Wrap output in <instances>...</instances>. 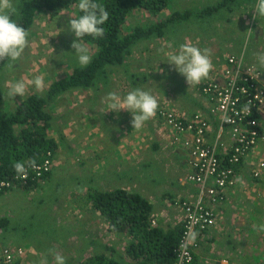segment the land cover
<instances>
[{
  "label": "rangeland",
  "instance_id": "1",
  "mask_svg": "<svg viewBox=\"0 0 264 264\" xmlns=\"http://www.w3.org/2000/svg\"><path fill=\"white\" fill-rule=\"evenodd\" d=\"M202 1L200 0V2ZM239 2L240 0H232V2L228 3V6L234 7ZM246 3L249 7L250 5L255 7L257 0H246ZM196 4L197 2L188 8L187 11L195 15L196 9L193 7ZM203 6L206 7V5ZM249 7L247 21L245 20L246 22L240 26L241 31L245 33L246 55H248L246 56V61L249 64L254 63L260 68L264 78V68L259 66L256 57H252L254 60L250 59L251 53H253L255 48L258 53H264V17H261V21H258L260 17L254 19L255 12L250 14ZM185 9L180 4L178 6L173 4L159 20L168 21L174 11H180L185 14ZM77 12L78 7L72 6L69 10H62L56 15L43 10L36 15L34 25L29 29L30 43L25 50L23 58L17 62L12 71H6L4 67L0 71V86L3 87L5 92L7 91L5 87L6 81L23 79L27 82L36 75H42L47 86L43 92L44 94L49 90L53 81L71 76L73 67L75 63L78 65V62L74 55L75 50L71 47L73 40L76 38L74 33L70 32L68 28L70 18H76ZM224 13L229 16L227 10ZM156 20L158 19L153 18L146 11L139 10L130 16L129 28L127 29L128 24H126L127 27L126 29L124 27L123 30L130 31L131 26L139 22H142L145 27V23L150 25L158 22ZM207 20L208 16L203 18L198 15V18L191 16L183 22L172 23L168 27L167 37L171 39H176L177 37L182 41L191 42L201 49L208 48L204 46L205 42L200 39L203 36L208 39V36H212V34L201 33L199 27L201 24L199 21L206 23ZM221 21L223 20L217 19V23H221ZM233 26L237 28V25L231 24L229 27L225 26V31L228 32ZM256 29L258 30L256 31ZM125 31L123 35L126 34ZM259 31L263 32V36L255 37V34ZM220 33L221 31H219ZM221 34L224 36L225 32L223 31ZM224 38L225 36L223 40ZM164 40L162 38L160 41H156L158 43L153 42L149 46V50L154 51L151 56L159 60L155 61V67L161 68V63L166 64L164 74L160 73V75L150 77L153 82H147V84L144 83L146 81L141 82L143 77L141 70L143 68L141 67L142 63H138L133 68V71L135 69H138V71L134 74H129L130 81L124 77H112L110 71L106 70L103 71V74H98L95 80L96 83L91 89L73 92L65 97L62 96L57 101L59 106L52 108V110L56 111H53V113L61 116V110H63L66 112L65 119L71 120V122L57 125L56 129L60 130L52 129L49 132L50 137H54L59 143V147L53 156V169L49 178L38 186L36 184L33 190L14 189V191H9L0 196V219L6 217L10 220V225L0 231V248L13 245L31 246L38 253L35 258L36 264H39L41 258L45 256L47 264H55L54 252L64 256L66 264H78L86 256L94 253L109 254L112 250H114V257L128 262L130 259L127 257L125 249L130 245L131 239L124 234L110 231L108 223L104 221L100 213L92 210L90 203L88 204V195L91 192L113 188L143 193L147 197L154 198H156V194L161 192H166L168 195H177L178 197L185 194L182 192L183 185L180 183V179L185 176L189 161L184 153L174 154L165 149L163 134L167 133L166 126H163V124H149L156 127L154 129H157L161 134L163 141L157 136H152L150 139L146 137L132 139L127 136L137 130L132 128V118L125 120L118 127L114 125L110 127L109 124L111 123L108 124L105 121L103 113L107 111L104 98L108 92L116 91L121 96H124L134 88H141L149 91L158 100L163 95L160 86H164L165 83L167 90L173 88V84H171L173 78L174 80L177 78L176 82L178 80L181 83L183 82L188 87V92L190 91L194 95V87H189L186 79L177 73L172 65L167 63L165 46L162 49L163 44L166 42ZM216 40L222 41L219 40L218 36ZM82 43L89 48L93 58L99 48L96 45L85 43L83 40ZM144 46V44H141L140 49ZM167 66L172 72L169 75H166L168 74L166 72H169ZM133 71H130V73ZM133 75L136 76L134 80L131 79ZM135 80L138 81L134 85L132 81ZM183 84V89L181 90L185 94L186 86H183ZM161 89L163 90L164 88ZM35 93L39 92H36L34 87H29L25 97ZM174 98L176 100L175 95ZM7 101L8 103H5L4 109L8 111L14 108V102L20 103L22 98L17 95L12 101L8 99ZM104 109L106 110L103 111ZM121 111L124 112V115L130 114L126 110ZM94 116H99L100 119H94ZM107 125L108 128L106 127ZM149 125L146 122L139 131L146 134L148 129H150ZM100 128L107 132L109 138L101 140L102 144L97 149H89L97 140H100L98 137ZM87 129H90V131L87 132ZM60 138L66 140V143ZM116 139H119L120 143L117 146H113ZM145 139L151 145L155 142L158 143V149L146 150L143 154H136L135 152L142 151L146 146ZM118 148H120V157L116 158L111 153ZM132 157H135L140 165L136 161H130ZM262 158H264V147L256 150L255 159ZM110 160L114 161L113 163L117 167L108 169L107 162ZM117 160H119L118 165ZM246 172L248 174L247 169ZM250 179L251 181L253 180L248 174V180ZM259 185L264 187V180L254 183L253 189H258ZM238 187L239 182L238 186L229 192V202L221 210V215L217 220V230H212L208 238L212 240V236L216 237L212 246L219 242L223 244L228 242L226 238L230 236L229 233L233 230L235 232L234 238L238 240L240 232L244 228V223L254 224L256 222L257 230H255L257 235L256 237L252 235V237L256 240V249H259L258 247L264 243V230L258 229L259 225H264V202L255 198L252 195L253 191L246 189L247 193L245 191L241 192ZM158 209L162 210L161 206H158ZM155 212H157V206L155 207ZM163 215L166 216V222L161 221L160 227L167 228L168 222L173 226L178 224V222L171 221L168 218V208ZM244 239L243 241H245ZM205 246L203 245L202 248H205ZM42 253L47 255L40 256ZM202 262L206 261L202 260ZM207 262L210 263L211 261Z\"/></svg>",
  "mask_w": 264,
  "mask_h": 264
},
{
  "label": "trees",
  "instance_id": "2",
  "mask_svg": "<svg viewBox=\"0 0 264 264\" xmlns=\"http://www.w3.org/2000/svg\"><path fill=\"white\" fill-rule=\"evenodd\" d=\"M171 1L97 0L109 12V19L103 26L105 28V35L103 37L94 39L90 36H85L83 38L85 43L93 46L96 45L99 48L87 67L81 68L75 63L73 72L69 78L53 81L49 90L44 94L35 93L25 97L13 112L4 109L5 103H8V101L4 98L5 90L0 86V183L12 178L16 174L12 167L14 161L25 162V166H27V161L34 158L37 164H42L44 159L47 158L48 152L56 153L59 143L57 139L50 137L49 132L52 129H56L57 125L69 124L71 122V120L65 119L66 112L63 110H61V116L53 113L55 110H52V108L59 106L57 101L62 96L65 97L73 92L91 89L96 83L95 80L98 74H103V71H106L107 68L117 69L118 67L123 68L125 67L124 65H128L126 66L128 67L127 69L126 67L124 68L125 73L128 74L133 68H131L132 62H127L128 58L126 57L131 54L130 52L135 45H139L138 49L142 51L143 48L140 49L141 44L147 47L150 42H156L162 38L166 39L168 27L172 23L183 22L190 18L192 13L190 11L185 14H182L180 11H174L168 21L159 20L161 15L166 10H169ZM229 2H232V0H224L217 6L208 5L204 9L206 11H212L213 9L218 11L220 8L227 6ZM20 4L22 5L20 15L18 17L14 16L13 19L29 30L34 25L35 17L40 11L43 10L56 15L62 10H69L72 6H77L78 0H21ZM253 8L255 9V7L250 5L249 9ZM139 10L146 11L153 18H157L158 20L156 21L158 22L150 25L145 23V27L142 25V22L136 23L134 26L131 24V30L127 33L123 29L124 27L126 29V24H129V22L127 23L128 18L133 12ZM206 11L203 10L198 15L205 16L209 14ZM79 15L81 13L78 9L77 17ZM124 31L126 32L125 35H123ZM167 39L171 40L170 37H167ZM174 41L180 45L185 43V41L177 37ZM241 52H244V50ZM163 60L165 61V59ZM154 61L149 60L147 62V71L145 70L147 73L142 74L141 82L148 81L151 76L154 77L153 75H160ZM213 65L211 77L209 76L210 78L203 81L199 86L194 87V94L197 96H193L190 91L188 92V87L183 82L181 83L180 80L176 84H174L173 80V85H176L175 89L178 93L179 89H183L182 84L186 86V97L194 98L195 104H199L200 109H202V111H189L179 106L181 111L191 116V118L198 114L203 115L210 123H213L214 132H216L220 116L212 113L215 101H211L203 91L214 75L217 64L213 63ZM2 69L3 63H0V71ZM132 77L136 78L135 75ZM133 83L136 84L134 81ZM161 88L164 89L162 90ZM160 90L163 95L161 98H158L159 102L166 96L174 97L175 95V92H172L170 89L167 90L163 85L160 86ZM149 121L148 125H162L164 123L158 116ZM187 123L185 122V126H187ZM149 127L151 126L149 125ZM56 130L60 129L57 128ZM157 134L161 139L162 136L158 131ZM60 139L66 143V140ZM243 166L236 165L234 169L239 173ZM30 174L34 175L33 172H30ZM35 184V182L28 185L18 183L13 187L7 188L6 193L14 191V189L31 191L35 187ZM3 193L4 191L0 189V196ZM87 202L88 204L90 203L92 210L100 213L104 221L108 223L110 231L124 234L131 239L130 245L125 249L126 255L130 260L125 262L117 259L114 257V250H112L109 254L94 253L86 256L78 264H176L184 225L179 223L175 226H167V228L160 227L159 225L153 226L152 215L154 214V206L142 195L122 188H113L105 191L91 192L87 197ZM9 225V219L6 217L0 219V231ZM208 236H210L209 232L206 234L207 239L204 240V243H201L202 247L206 245L205 248H202L201 252L203 253L200 255L204 260L210 253L214 240H216L215 236H212V240ZM212 255L214 256H210L212 260L221 258L217 254ZM194 256V264H206L199 260L197 253ZM207 264L213 263L211 261Z\"/></svg>",
  "mask_w": 264,
  "mask_h": 264
},
{
  "label": "built area",
  "instance_id": "3",
  "mask_svg": "<svg viewBox=\"0 0 264 264\" xmlns=\"http://www.w3.org/2000/svg\"><path fill=\"white\" fill-rule=\"evenodd\" d=\"M245 55L244 50L217 64L211 81L203 89L205 95L215 101L212 113L220 116L216 132L213 123L203 115L191 118L181 111L172 96H166L159 102L156 116L167 127L164 134L167 147L174 152L185 153L189 163L184 180L200 190L196 201L182 203L175 200V205L183 211L185 224L176 264H193L194 254L202 250L201 243H204L206 234L217 230L218 208L225 205L227 193L238 186L239 173L234 166L246 163L255 178H264V159H255L256 150L264 147V78L260 68L247 63ZM246 107L250 111H245ZM225 113L230 123L224 122ZM185 122H188L187 126ZM51 157L52 153H48V158L37 164V170L28 168L26 178L15 174L10 180L0 183V189L6 191L18 183L40 182L51 169ZM189 230L198 233L197 239L194 244L182 248L185 233ZM30 257L35 259L37 254L29 246L0 248V264H30ZM221 264L229 262L223 260Z\"/></svg>",
  "mask_w": 264,
  "mask_h": 264
},
{
  "label": "clouds",
  "instance_id": "4",
  "mask_svg": "<svg viewBox=\"0 0 264 264\" xmlns=\"http://www.w3.org/2000/svg\"><path fill=\"white\" fill-rule=\"evenodd\" d=\"M77 6L81 15H79L76 18H72V17L70 18L68 30L74 33V36L76 38L73 40L71 47L75 50L74 55L76 57L78 65L81 68H85L91 63L92 55L90 53L89 48L84 43H82V40L85 36H90L96 39L103 37L105 35V28L103 26L106 24V22L109 19V12L106 10L105 6L102 3L97 2V0H78ZM21 7L22 5L20 4V0H0V63H3L4 69L9 72L12 71L15 68L17 62L23 58L25 50L26 48L29 47V43H30L29 30L18 24L13 19L14 16L18 17L20 15ZM257 17H264V0H257V3L255 4V15L253 18L256 19ZM244 50L247 52V49ZM241 60L243 61V55L241 57ZM256 60L259 66L261 68H264V53H257ZM167 63L169 65H172L174 67V70L186 79V82L189 87L199 86L203 81L207 80L210 76L211 71L214 68L212 62L211 50L208 48L201 49L198 46L192 44L191 42H185L181 44L179 46L178 52L168 55ZM5 87L7 89V91L4 94L5 99L12 101L13 98L19 95L23 101V98L25 97L29 87H34L36 92L43 93L46 90L47 86L45 84L43 76L36 75L34 78L28 80L27 82L23 79H19L15 81H6ZM104 100L107 105V111L119 113L121 110H126L129 113H131L132 128L137 130L143 128L146 122H148L149 120L153 119L156 116L160 106L159 101L154 95H152L149 91H145L141 88H134L124 96H121L116 91H110L107 93ZM176 105L179 108V105L178 104ZM244 110L250 111V109H248L247 107ZM223 120L225 123L231 122L230 118L227 116L226 113L223 117ZM263 123H264V117H263ZM161 140L163 141L162 137ZM164 141H165L166 150L171 151L174 154L183 153V152H174L173 150H170L167 147L168 143L165 137H164ZM48 153H52V152L50 151ZM48 153H47V158H48ZM54 155L55 154L52 153L51 169L43 176L40 182H35L37 186L42 184L48 179V176L53 169ZM46 159H44V161ZM247 166L249 167V175L253 179L252 181L254 183L264 180V178H259V179L255 178L252 175L251 167L249 165ZM12 167L18 177L26 178L28 168L37 170L39 166L37 165L36 160L32 158L27 161V167L25 166V162L22 161H14ZM239 178L241 179V175L239 176ZM180 183H182L183 185L182 192L185 193L181 197H178L177 195L176 196L168 195L166 194V192H161L155 195L156 198L162 195L161 199L163 202L165 201L166 206L164 210L163 209L159 210L160 212L158 211L155 212L156 206L154 205V202L152 200L154 199V197H150V196L147 197L143 193L141 194L138 193L142 195L146 200H148L152 206H154V212H153L154 214L152 215L153 226H158V225L161 226V221L164 223L166 222L165 219L166 216H164L163 214L164 211H167L168 208L169 211L168 218L171 221L178 222V224L182 223L185 227V224L183 222V215H184L183 211L175 205V200L179 199L181 200L182 203L184 201H190V202L196 201V199L200 195V190L196 186V191L194 195L189 196L186 193V190L187 188H192V185L186 182L184 180V177L180 179ZM259 187L260 188L258 190L253 192V195L259 201L264 202V198H263L264 189L262 188V185H259ZM4 193H6V191H4ZM228 194L230 193H227V199L224 203L225 205L218 208L219 216L221 215L222 208H225L226 204L229 202ZM259 195H261V197ZM171 225L172 224L170 222L167 223V226H171ZM258 229L264 230V225H259ZM197 236H198L197 232L193 230L187 231L185 233V241H182L181 247L187 248L190 244H194L197 239ZM201 251L202 250H199L196 251L195 253L198 254L199 260L202 261L203 257L200 256ZM53 257L55 264H66V258L61 254L54 252ZM209 260L205 259L206 261L205 263L207 264L208 263L207 261ZM224 260L228 261V259H224ZM39 264H47L46 256L41 258Z\"/></svg>",
  "mask_w": 264,
  "mask_h": 264
},
{
  "label": "crops",
  "instance_id": "5",
  "mask_svg": "<svg viewBox=\"0 0 264 264\" xmlns=\"http://www.w3.org/2000/svg\"><path fill=\"white\" fill-rule=\"evenodd\" d=\"M222 1H224V0H203L202 2H200V0H172L171 5L176 4V6H178L180 4V6L186 8L185 9V13H186V12H189V11H187L188 8H190L191 6H193L197 2L196 6L193 7L196 9V11H195L196 14L194 15L193 13H191V16L198 18L199 12H201L203 10L206 11V9H204L205 7L203 5H206V7H208V5L209 6H217ZM240 2L243 4H241ZM240 2L234 7L228 6V4H227V6L220 8L218 11H216L215 9H213L212 11L207 10L206 12H208L209 14H206L205 16H201L203 18L208 16V20L206 23L203 21H199L201 23L199 25L201 33L202 32L211 33L212 36H208L209 37L208 39H206L203 36V38L201 37L200 40L204 41L205 42L204 46L208 47V49L211 50L212 62L215 64H222V62L224 61V59L226 57L233 55V54H238L242 50L246 49L245 33H243L241 31L240 26L247 21L248 4L246 3V0H240ZM225 10H227L229 12V16H226V14L224 13ZM254 12H255V9L253 8L250 10L249 13L252 14ZM133 13H132V15H133ZM129 18H128L127 23L129 22ZM217 19H221L223 21H221V23H217ZM259 19H258V21L262 20L261 17ZM231 24L237 25V28H235L233 26L232 28L229 29L228 32L225 31V26L229 27ZM126 27H127V25H126ZM128 28H129V24H128L127 29ZM257 30L258 29H256V31ZM219 31H221V33L223 31L225 32L224 40H223L224 36L221 33L219 34ZM126 32L128 33L129 31H126ZM217 36L219 37V40H222V41L216 40ZM256 36H263V32L259 31L258 33L255 34V37ZM158 41H160V39ZM164 41H166L165 44H163V46L162 45L161 46H162V49L165 46L166 51H167V53L165 55L167 58H168V55L173 54V52L174 53L178 52L180 44L176 43L174 41V39H171V40L165 39ZM152 43L153 42H150L147 47H143L142 51H140L138 49L137 45H135L132 48V50L130 52L131 54L126 57V58H128L127 62L128 61L132 62L131 68H134V66L138 65V63H142L141 67L143 68V70H141V71H142V73H147L146 72L147 71V69H146L147 68V66H146L147 62L149 60H151V61L157 60V59L153 58V56H151L152 54H154V51L149 50V48H150L149 46H151ZM154 43H158V42H154ZM219 44H221V46H219ZM257 53H258V51L255 48V50H253V53H251L250 59H253L254 57H256ZM219 60H220V63H219ZM160 65H162V66H160L161 68H157L158 72H159V74L160 73L164 74L165 73L164 67H166V65H164L163 63H161ZM124 66L126 67L128 65H124ZM125 67H123V68L118 67L117 69L107 68L106 70L110 71V73H111L110 75H112V77H124L130 81L129 74L136 73L138 71V69H135L134 71L132 70L133 72H131V73L128 72V74H126L124 71ZM127 68L128 67H126V69ZM167 68L169 69V72H166V73H168L166 75H169L172 72L170 71V68L168 66H167ZM211 75H212V71L210 73V77H211ZM131 79L134 80V78L132 76H131ZM173 80H174V78L172 79L171 84H173ZM136 81H138V80H135L134 82H136ZM147 82L151 83L153 81L150 78L148 81H146L144 83L147 84ZM174 82H175L174 84H176V80H174ZM132 84H134L133 81H132ZM164 86H165V83H164ZM175 86L176 85H174V86L172 85L173 88H169V89L172 92H175V96H176L177 101L175 100V98L173 96H172V99L176 104H178L181 108L189 110V111H195V110L196 111H202V109H200V107H199V104H195L194 98L186 97V94H184L180 89H179V93H178V91L175 89L176 88ZM193 96H197V95L194 94ZM19 104L20 103L14 102L13 103V105H15L14 108L10 109L8 111L9 112L15 111ZM105 110L106 109H104L103 111H105ZM103 113L105 116V121L108 124L111 123V124H109L110 127H113L112 125H114L115 127H118V125H122L125 120H129L132 118L131 113L129 115H128V113L124 115L123 111H120L119 113H115L112 111H107V112L105 111ZM95 118L100 119L99 116H94V119ZM121 118H122V121H121ZM80 121H82V120H80ZM148 122H150V121H148ZM116 124H118V125H116ZM152 126L150 127V129H148L146 134L139 131V130H135L131 134H128L127 136H128V138H132V139H141V138H145V137L147 139H150L152 136H157L159 138V136L157 134V129H154L156 127L154 125H152ZM106 127L108 128V125ZM89 131H90V129H87V132H89ZM99 134L100 135H98V137L100 138V140H97L95 142V144L91 145V147L89 149H97V147H99L102 144L101 140H103L105 138H109V135L107 134V132L103 131V128H100ZM122 138H127V137H122ZM119 143H120L119 139H116L115 144H113V146H117ZM145 144H146V146L144 147V149L142 151L140 150L139 152H135V153L136 154L137 153L143 154L144 151H146V150L158 149V143H156V142L151 145L145 139ZM119 149L120 148L115 150V152L111 153L116 158L120 157ZM111 151H112V149H111ZM109 158H110V156H109ZM130 161H132V162L136 161L138 163V165H140L138 160L135 157L134 158L132 157ZM113 162L114 161H111V160L107 162L108 169H110V167H113V168L117 167L114 165ZM118 164H119V160H117V165ZM184 165L186 166V164H184ZM246 169H247L248 174H249V167L245 163L239 172V176L241 175V179L239 178V187L238 188H240L241 192L245 191L247 193L246 189H249V190L254 192V191L258 190L260 187L258 186V189H253L254 182L251 181V179L248 180V174L246 172ZM262 188L264 189L263 186H262ZM195 191H196V186L192 185V188H187L186 193L189 196H192V195H194ZM253 192H252V195H253ZM161 197H162V195L159 196L158 198L152 199L154 202V205L157 206L158 212H160L158 209V206H161V209H163V210L166 206L165 201L163 202ZM232 199H233V196H232ZM253 203L255 204V202H253ZM256 215H258V213H256ZM252 219H254V218H252ZM256 225H257L256 222L254 224L244 223V225H243L244 228L240 232V238L238 240H235V239H237V238H234L235 232L233 230H231V232L229 233L230 236L226 238V239H228V242L223 243V244H221V242L215 243L211 247L210 255L208 254L206 259H208L210 256L212 257L213 256L212 254H217V255H219V257H221L220 259L218 258L217 260H212L210 257V261H212L213 264H220L224 259H228L229 264H264V243H262L258 247L259 249H256L257 243H255L256 242L255 238L252 237V235H254V237H256V235H257ZM252 230L253 231L255 230V231L253 232ZM244 237H245V239H244ZM243 239L245 241H243ZM247 239H248V241H246ZM220 241H223V240H220ZM29 247L32 248V251L34 253L38 254L37 251L33 247H31V246H29ZM45 255H47V254L42 253L40 256H45ZM222 258H224V259H222ZM202 259L204 260V258H202ZM30 264H36V259H33L32 257H30Z\"/></svg>",
  "mask_w": 264,
  "mask_h": 264
},
{
  "label": "flooded vegetation",
  "instance_id": "6",
  "mask_svg": "<svg viewBox=\"0 0 264 264\" xmlns=\"http://www.w3.org/2000/svg\"><path fill=\"white\" fill-rule=\"evenodd\" d=\"M263 125H264V123H263Z\"/></svg>",
  "mask_w": 264,
  "mask_h": 264
}]
</instances>
